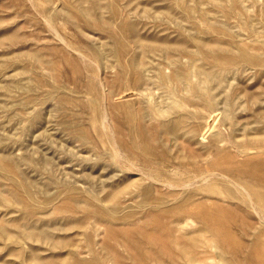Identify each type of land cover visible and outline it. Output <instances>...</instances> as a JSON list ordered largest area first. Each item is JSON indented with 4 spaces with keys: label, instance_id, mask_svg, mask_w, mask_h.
<instances>
[{
    "label": "rangeland",
    "instance_id": "1",
    "mask_svg": "<svg viewBox=\"0 0 264 264\" xmlns=\"http://www.w3.org/2000/svg\"><path fill=\"white\" fill-rule=\"evenodd\" d=\"M249 155L264 0H0V264H256Z\"/></svg>",
    "mask_w": 264,
    "mask_h": 264
},
{
    "label": "bare ground",
    "instance_id": "2",
    "mask_svg": "<svg viewBox=\"0 0 264 264\" xmlns=\"http://www.w3.org/2000/svg\"><path fill=\"white\" fill-rule=\"evenodd\" d=\"M50 22L51 21H49V23ZM112 151L116 157H123L126 154L118 147V145H116V143L112 144ZM129 157L130 156L126 154L124 158L130 160ZM148 160L150 162L152 161V159ZM210 165V167H207L206 169H202V166H197L196 169L203 172L201 175L202 178L208 179L211 175L221 174L226 180H231L234 183V186H227L224 188L227 196L237 197L246 201L259 213L260 217L264 218V157H254L249 155L243 161L239 162L235 168L228 165L221 171L217 170L215 164ZM231 176H234L240 182L231 179ZM211 182L213 184H211L209 188L213 191H220L216 186V180H211ZM245 256L248 259L255 261L256 264H264V254L258 256L255 252L248 251Z\"/></svg>",
    "mask_w": 264,
    "mask_h": 264
}]
</instances>
